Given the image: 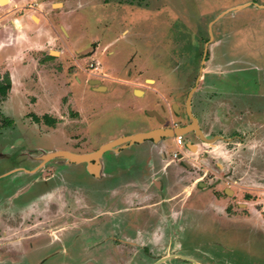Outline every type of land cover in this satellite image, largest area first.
<instances>
[{"label": "rangeland", "instance_id": "obj_1", "mask_svg": "<svg viewBox=\"0 0 264 264\" xmlns=\"http://www.w3.org/2000/svg\"><path fill=\"white\" fill-rule=\"evenodd\" d=\"M0 29L5 34L0 38H7L3 46L11 45L3 60H58L45 74L61 77L59 86L46 82L51 97L43 106H56L48 113L56 119L52 126L25 115L27 102L36 97H25L27 102L14 97L0 108V155L7 153L0 160L9 159L0 161V172L42 152L68 148V139L73 148L96 149L121 135L157 126L147 109L158 111L171 125L186 123L187 98L196 84L192 112L204 123L203 79L197 78L206 45L204 74L215 70L220 75L226 64L231 71L236 60L264 66V0H12L0 5ZM52 50L57 53L50 54ZM92 79L107 88H96ZM24 82L16 83L20 95H25ZM254 95L246 96L252 106ZM4 115L15 123L8 125ZM214 115L217 121L219 113ZM238 127L243 139L223 145L225 154L220 152L222 142L215 146L192 134L184 135L189 146L183 147L185 154L179 153L192 163L195 186L206 183L195 192L211 197L217 188L233 190L228 195L217 192L214 205L203 206L227 227L223 236L209 229L199 240L198 246L210 251L209 264H264V121L250 117ZM149 143L133 144L118 154L107 151L106 170L115 160L127 164L141 157ZM164 144L173 153L180 150L175 137ZM77 167L85 181H92L85 164ZM243 222L259 228L250 235L230 227Z\"/></svg>", "mask_w": 264, "mask_h": 264}, {"label": "flooded vegetation", "instance_id": "obj_2", "mask_svg": "<svg viewBox=\"0 0 264 264\" xmlns=\"http://www.w3.org/2000/svg\"><path fill=\"white\" fill-rule=\"evenodd\" d=\"M232 64L231 71L226 64L220 75L215 70L202 71L204 123L199 113H188L187 105L188 122L176 126L158 111L154 110L158 115L151 114L153 109H147L159 124L119 137L187 126L194 116L206 142H222L220 152L225 154L223 145L243 139L238 125L250 117L264 121V66L243 60ZM213 91L216 94L211 95ZM248 94H255L254 106L248 103ZM211 104H216L219 112L214 107L211 110ZM176 112L179 114V110ZM214 113H219L217 121ZM29 116L35 120L38 115ZM186 134L197 136L198 132L191 129ZM173 138L162 135L113 145L109 150L118 154L123 148L150 141L146 150L142 147L145 153L141 157L127 164L115 160L107 170L103 156L109 150L97 159L75 162L59 156L43 164L49 152L89 154L103 145L73 148L69 139L68 148L42 152L26 158L21 165L5 168L0 172V264H209L210 251L200 248L199 240L209 229L223 236L227 227L204 209L211 204L206 196L195 192L203 183L195 186L192 163L164 144ZM188 146L184 137L183 147ZM79 164H85L92 181H85ZM19 170L22 174L16 175ZM216 191L211 192L216 196ZM228 208H224L227 213ZM196 224L200 225L198 229ZM230 227L236 233L242 228L250 235L259 228L249 222Z\"/></svg>", "mask_w": 264, "mask_h": 264}, {"label": "crops", "instance_id": "obj_3", "mask_svg": "<svg viewBox=\"0 0 264 264\" xmlns=\"http://www.w3.org/2000/svg\"><path fill=\"white\" fill-rule=\"evenodd\" d=\"M11 2H12V0H8V2H6V3L10 4ZM0 5H1V3H0ZM15 21L17 23L18 19H16ZM3 31H4V29H2V30L0 29V37H3V34H4ZM4 36H5V34H4ZM6 40H7L6 37L0 38V48L2 49V50H0V74H1L0 78H3V76L5 75V72H8L10 74V77H11L12 87H11L10 91L8 92V97L6 98V100H1V103H0L1 111H3V109L9 104V102L12 100V98H14V97L23 98V100L25 102H27L25 97L29 98V96H31L32 100L34 97H36L37 100L36 101L29 100V102H27L28 111L25 115H28L29 113H35L39 116V115H43L45 113H49V112L53 111L56 108L55 105L54 106H43V103L47 102L51 97V96H49L48 89H45L46 88V82L48 81V79H50V80H53L54 83L58 84V86H59L60 81H61V77L59 75H57L56 73H52V74L49 73L48 75L45 73H47L48 72L47 70H49L48 66L50 64L56 65V63H52V62H56L58 60H43V59H41V60H3L5 58V56L9 53V52L5 51L6 48L11 46V45L3 46V45H5ZM27 43L30 44L32 42L28 41ZM52 51L50 52V54H52ZM22 53L24 54V50L22 51ZM20 55L17 54L16 56L20 57ZM48 55H46V57ZM1 56H3V57H1ZM9 56H13V54L9 55ZM27 71L29 72L28 76H32L31 78H29L28 76L27 77L22 76ZM34 75H35V77H33ZM18 78H20L19 79L20 82L23 80L25 81L22 84V87L24 89V93L26 96L20 95V94H18V92H16L17 91L16 90V83L19 81ZM57 80H59V81H57ZM106 88H107V86H106ZM42 89H45L47 91V96H45V97L40 96L42 91H45ZM31 108H32V110H31ZM39 117H41V116H39ZM42 121H44V120H42ZM69 147H71V146H69ZM199 182L203 183V185H201V183H199L201 186L200 188H203V186H204V188L207 187L205 182H203V181H199ZM231 191H233V190L230 188H223V190L221 188H217L216 193L217 192H223L224 194L228 195L229 192H231ZM212 196L211 197L207 196V199L209 200L211 206L214 205V199H217L218 195L216 194V196H215L212 193Z\"/></svg>", "mask_w": 264, "mask_h": 264}, {"label": "water", "instance_id": "obj_4", "mask_svg": "<svg viewBox=\"0 0 264 264\" xmlns=\"http://www.w3.org/2000/svg\"><path fill=\"white\" fill-rule=\"evenodd\" d=\"M6 2H8V0H0V3H6ZM54 51L55 50L52 51V54L57 53V51L56 52H54ZM207 52H208V46L206 45L204 57L202 60V65L200 68V74L197 78V82L200 80V78L202 76V71L204 70V63L206 60ZM100 81H101L100 79H92L91 80V82L93 84H100ZM196 86H197V84L190 90L189 95H188V99H187V111L190 115H192V111H191L192 95H193L194 91L196 90ZM103 87L106 88V86H103L100 84L96 88H103ZM140 92H142V90H140V89L135 90V93H137V94H139ZM149 113H151V114L156 113L158 115V113L154 110L149 111ZM192 118H193V122L187 126L175 127L173 129H169V130H154V131L142 132V133L126 136V137H119L112 142L103 144L94 153L77 154V153H70V152L63 151V150H56L53 152H49L46 156H44L43 163H45L47 160H49L51 158L59 157V156L69 157L72 160H74L75 162H81L84 160H89L91 157H95L97 159L99 156L102 155L103 152H105L106 150H109L113 145H116V144L118 145L120 143L127 142V141H139V140H142L144 138H150V137H156V136H162V135L171 136V137L178 136V135H185L191 129H195L198 132V135L201 136V138L203 140H205V136L202 134V132L199 128L200 126L198 124L197 118L194 116H192Z\"/></svg>", "mask_w": 264, "mask_h": 264}, {"label": "trees", "instance_id": "obj_5", "mask_svg": "<svg viewBox=\"0 0 264 264\" xmlns=\"http://www.w3.org/2000/svg\"><path fill=\"white\" fill-rule=\"evenodd\" d=\"M11 87H12L11 77L10 74L6 72L3 78H0V97L3 100L8 95V92L10 91ZM34 118L36 121L41 120V118L38 116H34ZM42 118L47 124H52L55 121V119L51 118V116H49L48 114H44ZM5 121L8 123V125H11L14 120L11 118H5Z\"/></svg>", "mask_w": 264, "mask_h": 264}, {"label": "built area", "instance_id": "obj_6", "mask_svg": "<svg viewBox=\"0 0 264 264\" xmlns=\"http://www.w3.org/2000/svg\"><path fill=\"white\" fill-rule=\"evenodd\" d=\"M98 68H99V66L95 67V69H98ZM183 140H184V136L183 135L175 136V141L178 144V147L180 149L179 152L176 153V155H179V153L185 154L184 151H183Z\"/></svg>", "mask_w": 264, "mask_h": 264}, {"label": "bare ground", "instance_id": "obj_7", "mask_svg": "<svg viewBox=\"0 0 264 264\" xmlns=\"http://www.w3.org/2000/svg\"><path fill=\"white\" fill-rule=\"evenodd\" d=\"M54 52H56V51H54Z\"/></svg>", "mask_w": 264, "mask_h": 264}]
</instances>
